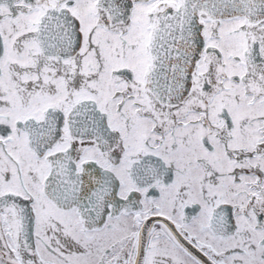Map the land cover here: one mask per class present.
<instances>
[{
    "label": "snow or ice",
    "instance_id": "6c2138e0",
    "mask_svg": "<svg viewBox=\"0 0 264 264\" xmlns=\"http://www.w3.org/2000/svg\"><path fill=\"white\" fill-rule=\"evenodd\" d=\"M0 264H264V0H0Z\"/></svg>",
    "mask_w": 264,
    "mask_h": 264
}]
</instances>
